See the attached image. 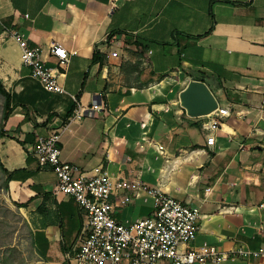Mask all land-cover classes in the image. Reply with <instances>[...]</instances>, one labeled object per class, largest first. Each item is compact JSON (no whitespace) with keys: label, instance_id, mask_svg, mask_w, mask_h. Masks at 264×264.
Segmentation results:
<instances>
[{"label":"crops","instance_id":"obj_1","mask_svg":"<svg viewBox=\"0 0 264 264\" xmlns=\"http://www.w3.org/2000/svg\"><path fill=\"white\" fill-rule=\"evenodd\" d=\"M14 34L32 47H64L63 94L31 78ZM0 81L14 106L0 137V163L16 171L7 197L27 204L19 209L27 221L38 222L41 204L49 214L32 231L35 264H72L65 254L86 234L84 211L53 194L54 173L32 154L37 137L55 134L62 161L123 184L110 197L118 223L152 213L149 198H134L141 184L199 208L191 246L264 250V0H0ZM190 82L228 109L212 148L206 116L181 104ZM77 106L83 117L70 120Z\"/></svg>","mask_w":264,"mask_h":264},{"label":"built area","instance_id":"obj_2","mask_svg":"<svg viewBox=\"0 0 264 264\" xmlns=\"http://www.w3.org/2000/svg\"><path fill=\"white\" fill-rule=\"evenodd\" d=\"M14 39L21 50V64L27 67L31 78L39 81L51 93L63 94L59 85L69 62V56L59 43L47 48L32 47L19 34ZM103 45H114L107 40ZM55 58V66L48 67L46 56ZM117 52L109 56L117 57ZM100 106H93L98 110ZM229 116L227 108H217L207 115L203 129L207 131L205 145L212 148L215 132L221 127V120ZM83 111L77 106L70 120H79ZM57 134L47 138L37 137L32 154L39 167H48L55 175L53 194L71 197L84 211L86 234L73 256L65 254L72 264H219L227 260H249L264 258V250H249L239 247L229 252H219L215 247L202 245L193 247L200 218L199 208L188 206L165 196L159 189L137 184L134 198L143 193L152 201V213L148 217L118 223L112 217L110 197L123 187L113 181L105 169L96 167L91 175L83 173L76 165L61 160ZM160 150V147L158 148ZM157 149V150H158ZM158 150V151H159ZM125 201V200H124Z\"/></svg>","mask_w":264,"mask_h":264},{"label":"rangeland","instance_id":"obj_3","mask_svg":"<svg viewBox=\"0 0 264 264\" xmlns=\"http://www.w3.org/2000/svg\"><path fill=\"white\" fill-rule=\"evenodd\" d=\"M2 104V97L0 96V124L3 111ZM2 177L0 171V185ZM22 219H25L24 214L14 207L8 199L7 193L0 190V243L14 248L15 251L7 254V256L15 263L35 264L37 254L30 244V238Z\"/></svg>","mask_w":264,"mask_h":264},{"label":"trees","instance_id":"obj_4","mask_svg":"<svg viewBox=\"0 0 264 264\" xmlns=\"http://www.w3.org/2000/svg\"><path fill=\"white\" fill-rule=\"evenodd\" d=\"M0 96L2 97V115H1V124H0V137L5 136V133L3 132V127L5 122L8 120L10 115L13 113L14 106L11 105V98L9 95V92L6 91L5 87L3 86L2 82L0 81ZM0 171L3 175L1 185H0V190L4 191L5 193L8 192V183L11 180L12 176L16 171H7L0 163ZM45 198L47 196H44ZM32 201V200H31ZM30 203V201L28 202ZM14 207L19 210L21 208H25L27 204H17L13 203ZM37 214L39 216L38 222L34 219H30L27 221L26 219H22L23 225L27 229V233L30 238V244L32 248L34 249V244H33V229L37 228H44L46 227L50 222H49V214L43 209V206H38L37 209ZM62 249H64L62 247ZM14 248L11 246L7 247L6 244H1L0 243V264H22V262L15 263L12 259H10L7 254H11L14 252Z\"/></svg>","mask_w":264,"mask_h":264},{"label":"water","instance_id":"obj_5","mask_svg":"<svg viewBox=\"0 0 264 264\" xmlns=\"http://www.w3.org/2000/svg\"><path fill=\"white\" fill-rule=\"evenodd\" d=\"M182 106L193 117L207 116L217 109V104L206 88L199 82H190L180 95Z\"/></svg>","mask_w":264,"mask_h":264}]
</instances>
